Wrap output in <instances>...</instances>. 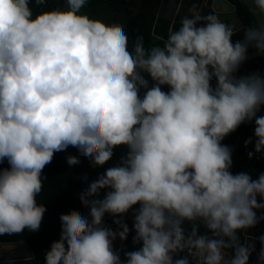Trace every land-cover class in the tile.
I'll list each match as a JSON object with an SVG mask.
<instances>
[{
    "label": "clouds",
    "instance_id": "9594fccd",
    "mask_svg": "<svg viewBox=\"0 0 264 264\" xmlns=\"http://www.w3.org/2000/svg\"><path fill=\"white\" fill-rule=\"evenodd\" d=\"M51 2L0 0V237L40 231L57 153L75 148L68 166L83 157L96 169L123 148L95 180L80 177L87 215H60L44 264H250L253 253L264 264V235L248 234L264 221V172L233 173L224 143L254 122L244 145L264 157V75L239 74L249 49L264 56V0H240L256 17L243 40L239 19L220 18L233 0H213L207 14L177 7L178 29L149 47L83 11L91 0L34 12Z\"/></svg>",
    "mask_w": 264,
    "mask_h": 264
},
{
    "label": "trees",
    "instance_id": "16d2710c",
    "mask_svg": "<svg viewBox=\"0 0 264 264\" xmlns=\"http://www.w3.org/2000/svg\"><path fill=\"white\" fill-rule=\"evenodd\" d=\"M160 3L161 0H143L140 10H132L105 0H91V3L83 11L91 17L103 19L105 22L122 24L129 36L130 45L136 36L142 35L145 47L162 46L163 40L158 38L167 39L169 29L173 27L178 29L179 25L172 26L170 19L157 17ZM233 3L244 27L253 25L256 18L248 6L241 3L240 0H233ZM63 6V0H55L44 9L34 7V12L38 13L42 10ZM249 137L254 139L252 124H245L228 136L224 143L234 149L233 173L248 172L253 175V178H256L259 172H264V157L251 160L248 158V151H254L252 146L245 147L244 145V141ZM125 151L126 149L118 148L115 157L109 165H105V168L118 163L120 156ZM69 154L77 155L78 153L75 148L71 147L66 152L57 153L53 162L44 169L48 179L44 181V190L38 197V202L46 205L47 212L40 231L36 233L25 231L22 235L0 237V243L27 241L35 255L37 264H44V252L49 249L54 240L59 239L61 231L59 217L62 213H69L75 209L87 215V209L82 207L79 199V193L86 187L80 177L87 174L89 181H92L105 170V168L92 169L88 160L83 157H81V164L70 168L66 162V156ZM3 166L7 167V163L5 162ZM127 222L131 227V216L127 218ZM114 227L116 226L114 225ZM243 240L244 236L241 235V242ZM126 244L128 250H133L135 247L131 242V236Z\"/></svg>",
    "mask_w": 264,
    "mask_h": 264
},
{
    "label": "water",
    "instance_id": "95a60500",
    "mask_svg": "<svg viewBox=\"0 0 264 264\" xmlns=\"http://www.w3.org/2000/svg\"><path fill=\"white\" fill-rule=\"evenodd\" d=\"M141 1L142 0H137L138 5L141 4ZM167 1L168 0H162L160 9L157 13L158 18L163 17L162 11H163L164 6L167 3ZM174 1H175V3H174V8H173V13L169 17L172 26H174L172 23V18L175 15L177 7H179L181 9L180 15L185 14L187 12V9L192 5V3H198L199 6L204 9L205 14H207V10L211 12L213 10V7H214L213 0H208L207 7L204 3V0H174ZM235 14H233L232 16L221 15V17H220L222 20H226V19L238 20L239 19L242 29L239 33H237L233 37L234 42L236 40H243V38H244V30H243L244 25H243L241 19L239 18L238 14H237V8H236ZM175 18L177 19V21L179 20V16H176ZM249 56H250V59L240 69V75H246V74L253 73V72H259L260 74L264 75V56L256 55L254 49H249ZM259 115H264V109H262V111L259 113ZM251 124H252V133L254 134V127H255L254 122ZM105 223L108 226L115 228L113 223H110L108 221H105ZM258 226L259 227L261 226L260 231L258 233L254 232V231H252V229H250L248 234L253 236V237H259L260 235H264V224L258 225ZM4 244L14 245V248L12 249L11 253L4 252L2 255H0V264H9V260H11L13 262V264H37V261L35 259V255L31 249L30 245L27 243V241L21 240L18 242H11V243H0V245H4ZM260 247H261V245L257 240L256 241V251L257 252H259ZM28 256H33L34 259H32L31 261L26 260L25 258ZM255 256H256V253H253V255L250 258V264H253L251 261H252V258H254Z\"/></svg>",
    "mask_w": 264,
    "mask_h": 264
},
{
    "label": "flooded vegetation",
    "instance_id": "af4514ba",
    "mask_svg": "<svg viewBox=\"0 0 264 264\" xmlns=\"http://www.w3.org/2000/svg\"><path fill=\"white\" fill-rule=\"evenodd\" d=\"M105 1H109V2H111L113 4H117V5H120L122 7H128V8H131L132 10H140L141 5H142V2H143V0H142L141 1V4L138 5L137 0H105ZM161 3H162V0H161ZM161 3L159 5V9H160ZM174 3H175L174 0H168L167 1V3L164 6V9L162 11L163 17L169 19V17L173 13ZM169 8L172 9V13L171 14L169 13ZM159 9H158V11H159ZM263 224H264V221H262L259 225H263ZM260 228H261V226L260 227L257 226L256 228H253L252 231L258 233L260 231ZM251 262L253 264H257L256 256L254 258H252V261Z\"/></svg>",
    "mask_w": 264,
    "mask_h": 264
},
{
    "label": "crops",
    "instance_id": "0c3cea01",
    "mask_svg": "<svg viewBox=\"0 0 264 264\" xmlns=\"http://www.w3.org/2000/svg\"><path fill=\"white\" fill-rule=\"evenodd\" d=\"M105 220L108 221V222H110V223H112V218L111 217H106ZM116 244L118 245V248H119L120 247V241L117 240Z\"/></svg>",
    "mask_w": 264,
    "mask_h": 264
},
{
    "label": "rangeland",
    "instance_id": "374dc122",
    "mask_svg": "<svg viewBox=\"0 0 264 264\" xmlns=\"http://www.w3.org/2000/svg\"><path fill=\"white\" fill-rule=\"evenodd\" d=\"M116 247L118 248V245L116 244Z\"/></svg>",
    "mask_w": 264,
    "mask_h": 264
}]
</instances>
